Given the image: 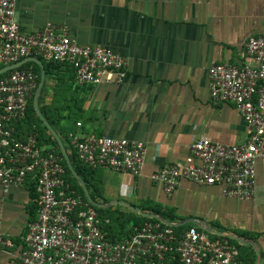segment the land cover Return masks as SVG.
<instances>
[{"label":"crops","instance_id":"crops-1","mask_svg":"<svg viewBox=\"0 0 264 264\" xmlns=\"http://www.w3.org/2000/svg\"><path fill=\"white\" fill-rule=\"evenodd\" d=\"M16 18L24 32L48 21L65 24L79 43L109 46L126 57L122 81L93 85H79L70 65L42 60L38 103L43 115L48 110L50 118L44 117L68 155L76 154L71 133L146 143L139 175L102 166L86 169L85 179L78 172L95 201L112 202L103 208L133 211L116 202L122 200L184 227L198 224L225 233L239 244L243 259L264 264V155L256 158L250 199L226 196L220 184L185 178L168 194L151 177L164 165L184 162L200 137L224 144L246 141V122L235 105L212 100L208 69L213 63L249 60L247 40L264 35V0H16ZM39 125L44 145L55 139L52 145L61 150L45 122ZM16 126L20 134L27 131L24 121ZM35 185L33 176L7 190L0 182V231L15 242L11 248L0 244V264H21L22 236L35 212Z\"/></svg>","mask_w":264,"mask_h":264},{"label":"built area","instance_id":"built-area-1","mask_svg":"<svg viewBox=\"0 0 264 264\" xmlns=\"http://www.w3.org/2000/svg\"><path fill=\"white\" fill-rule=\"evenodd\" d=\"M28 56L74 68L79 85L120 82L127 61L105 45L81 44L65 24L46 22L24 32L16 18V0H0V67ZM242 64L213 63L208 69L214 102L233 103L246 122L243 143L224 144L207 136L196 139L184 162L158 168L151 177L171 194L185 178L220 184L226 196L254 195L256 158L264 155V35L251 36ZM38 85L33 65L0 74V182L4 189L36 180L35 215L22 236L21 264H247L234 240L198 224L177 231L160 219L133 226L128 237L113 240L101 225L95 206L66 178L63 156L40 143L35 131L19 133ZM78 160L89 167H109L139 175L146 143L105 134L71 133ZM86 195V194H85ZM0 231V244L14 246Z\"/></svg>","mask_w":264,"mask_h":264},{"label":"trees","instance_id":"trees-1","mask_svg":"<svg viewBox=\"0 0 264 264\" xmlns=\"http://www.w3.org/2000/svg\"><path fill=\"white\" fill-rule=\"evenodd\" d=\"M49 63H58V62L49 61ZM30 64H33L35 70L38 72V82H39L40 78H41V66L35 61H28V62L24 63L23 66L30 65ZM47 70L48 69H46V71ZM43 112H44V115L46 116V118L49 119L50 114H49L48 110H43ZM22 121H24V123H27V126H26L27 131H35L37 133L40 143H42V144L46 143V142H44L45 139L43 137L44 136L43 130L39 125V122L42 123L43 121L36 114L34 104H33V97L31 98V100L29 102L28 109L26 112V116ZM44 128L47 129V127L45 125H44ZM46 140H47V143L49 142L48 144L51 143V145L52 144L57 145L55 142V139H54V141L52 139H46ZM55 147H57L56 149L62 155L60 148L58 146H55ZM69 155H70V158L72 159V162H73L76 170L84 177L85 176V173H84L85 170L90 168V167L87 166L86 164L82 163L80 160H78L75 153L71 152V153H69ZM63 163L66 167V178L86 198L85 191H84L83 187L81 186V184L79 183L77 178L73 175L72 171L69 169L64 157H63ZM84 179H85V177H84ZM87 186L89 187L88 184H87ZM95 208H96L98 216L100 218L102 227L107 232L108 237H110L113 240L128 237L132 233L133 226L135 224H140L141 222L148 220V219H155V217L143 216V215L137 214L131 210L128 212H123V211L116 210V209L113 210V209L108 208V207L103 208V207H96L95 206ZM35 209H36V205H35ZM151 211L161 213L158 209H152ZM33 214L35 215V212H33ZM161 214L170 220L174 219L173 217H170L169 215L163 214V212ZM172 225L178 232L185 228L184 225H176V224H172ZM237 245L239 246L238 243H237ZM243 260L247 264H253V261L249 262L245 259H243Z\"/></svg>","mask_w":264,"mask_h":264},{"label":"water","instance_id":"water-1","mask_svg":"<svg viewBox=\"0 0 264 264\" xmlns=\"http://www.w3.org/2000/svg\"><path fill=\"white\" fill-rule=\"evenodd\" d=\"M28 61H35L37 62L41 67H42V70H41V79H40V82H39V85L38 87L36 88L35 90V93H34V106H35V109L38 113V115L41 117V119H43V121L45 122V124L49 127V129L51 130V132L55 135V137L57 138L59 144H60V147H61V150H62V153L65 157V160L67 162V165L69 167V169L72 171L73 175L77 178V180L79 181V183L81 184V186L83 187L84 191H85V194H86V197L87 199L94 205V206H97V207H105V206H109L110 204H112V202H109V203H99L97 201H95L89 191H88V188L86 186V183H85V180L83 179V177L78 173V171L75 169L73 163H72V160L70 158V156L68 155L67 153V150L64 146V143L62 141V139L60 138V136L58 135V133L55 131V129L50 125V123L48 122V120L44 117L41 109H40V106H39V103H38V98H39V93H40V89L42 87V84L44 82V78H45V70L43 68V62L40 58L36 57V56H28L26 58H23L17 62H14V63H10V64H6L2 67H0V74L12 69V68H15V67H18ZM116 202H120V203H123L125 205H127L130 209H132L133 211L143 215V216H147V217H155V218H158L160 219L162 222L166 223V224H176V225H181L182 222H179V223H172L168 220H166L165 218L163 217H160L159 215L157 214H151L149 212H146V211H143L140 207L138 206H135V205H132L131 203H128L126 201H122V200H117ZM208 230H210V228H207ZM236 239H238L239 241L241 242H245L243 241L239 236H235Z\"/></svg>","mask_w":264,"mask_h":264}]
</instances>
